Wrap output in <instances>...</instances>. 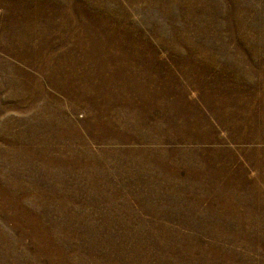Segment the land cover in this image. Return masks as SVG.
Returning <instances> with one entry per match:
<instances>
[{
  "label": "rangeland",
  "instance_id": "1",
  "mask_svg": "<svg viewBox=\"0 0 264 264\" xmlns=\"http://www.w3.org/2000/svg\"><path fill=\"white\" fill-rule=\"evenodd\" d=\"M11 1L22 5L0 0V264H264V145L239 148L219 120L220 97H264V0H63L69 12ZM100 9L142 44L115 43ZM25 20L30 44L15 45ZM221 69L198 104L189 81Z\"/></svg>",
  "mask_w": 264,
  "mask_h": 264
},
{
  "label": "bare ground",
  "instance_id": "2",
  "mask_svg": "<svg viewBox=\"0 0 264 264\" xmlns=\"http://www.w3.org/2000/svg\"><path fill=\"white\" fill-rule=\"evenodd\" d=\"M3 1H6L5 4L3 5H7L10 10L12 12L15 11L16 13V10L18 8H20V6L22 5L21 3H19L18 1L17 2H14V1H11V0H3ZM22 1V0H21ZM29 0H26V2H28ZM74 1V0H73ZM88 1V0H87ZM23 2V1H22ZM24 3V2H23ZM46 3V2H45ZM142 3V2H141ZM144 3V2H143ZM142 3V4H143ZM147 3V2H145ZM144 3V4H145ZM158 3V2H157ZM179 3V2H178ZM159 4V3H158ZM161 4V3H160ZM48 5L51 9H57L56 11L58 12H69L67 10H64L65 8V3L63 0H51L48 2ZM174 5V4H173ZM178 5V4H177ZM6 6V8H7ZM160 6V5H159ZM168 6V4H167ZM171 6V5H170ZM169 6V7H170ZM175 6V5H174ZM25 7V6H23ZM22 7V8H23ZM90 7V6H89ZM96 7V6H95ZM94 7V9H95ZM143 7V6H142ZM147 8V7H146ZM145 8V9H146ZM149 8V6H148ZM147 8V9H148ZM69 9V8H68ZM85 10V9H84ZM90 10V9H89ZM89 10H87V12L89 13ZM93 11V10H92ZM95 11V10H94ZM100 15L103 16L102 20L100 21H104V23L106 22H112L114 23V29H111L112 32L114 34H116L115 36V43H119V41H124L126 42L127 44H135L138 46V44H142V42H139L137 40H134V39H131V38H128V36L125 34H131V30L129 28H126L123 23L118 22L116 23L115 21H113L112 19V16H115V14H112V13H107V10H103V9H100ZM111 11V10H110ZM98 12V11H96ZM167 13V12H166ZM17 14V13H16ZM23 14V13H22ZM55 14V13H54ZM62 14V13H61ZM85 15V14H84ZM94 15V14H93ZM188 15V14H187ZM82 16V15H81ZM49 19V18H48ZM27 22V23H26ZM192 25V24H191ZM28 26V21H22L20 23V26H18L16 23L15 24H12L11 26V29L12 31L9 33V37L12 39L13 43L16 45V44H20L21 46H27L28 44H30V38L28 37V30L29 27L27 28ZM14 28H23L22 31H18L16 32V29ZM56 28L59 30L61 28V26H56ZM72 28V27H71ZM14 29V30H13ZM124 36H122V35ZM30 35V34H29ZM5 36V35H4ZM8 38V37H7ZM118 38V39H117ZM120 39V40H119ZM184 39V38H183ZM11 41V42H12ZM184 40H178V42H182ZM138 44H137V43ZM144 44V43H143ZM175 45V44H174ZM187 45V44H185ZM184 45V47H185ZM189 45V44H188ZM146 43L144 46H142V51L143 49H146ZM187 47V46H186ZM185 47V48H186ZM190 51V50H189ZM248 51V50H247ZM263 51V50H262ZM249 52V51H248ZM260 52V51H259ZM258 52V53H259ZM131 53H132V50H131ZM130 53V54H131ZM211 53V52H210ZM135 54H137L139 57H140V53L138 51H135ZM149 54V52H148ZM261 55V54H260ZM258 54V56H260ZM264 55V54H263ZM123 57L127 58L126 55H122ZM137 57V56H136ZM213 58V57H212ZM209 60V59H208ZM176 65V64H175ZM261 65V64H260ZM139 66H137L136 68H138ZM183 67V66H182ZM263 67V66H262ZM130 68V67H129ZM201 68H205L203 66H201ZM209 68V67H208ZM235 68H238V67H235ZM149 69V68H148ZM182 69V68H181ZM216 69V68H215ZM262 69V68H261ZM216 72L215 73H218L219 76L218 77H211V80L209 81V84L207 85L206 84V81H204L203 79H195V80H191L189 81V86L192 88V89H195L197 90L200 95L198 97H196V100H197V103L199 104L200 102H202L204 105L205 103H207V100H206V96H208L209 92H207L209 89H211V91L215 88L216 86V79H220L223 83H224V77H225V73L223 71V69L220 70H215ZM231 71V70H230ZM137 72V71H136ZM126 73L128 74L129 76V80H131L132 78V71L131 69L126 71ZM139 73V72H138ZM234 73V72H233ZM232 73V75H233ZM227 74V73H226ZM229 74V73H228ZM227 76V75H226ZM230 76V75H229ZM243 75L240 74V76H235L236 78L234 79V81H238V82H241V83H245V77H241ZM140 77V76H139ZM141 78V77H140ZM228 78V77H227ZM264 78V77H263ZM139 79V78H138ZM229 79V78H228ZM140 81H138V83L136 85H139V84H142L144 85L143 81H141V79H139ZM145 80V78H144ZM233 80V79H232ZM118 82H116V85L119 86L120 90L121 91H124L126 92V95H128L129 93L132 92V89L128 86L131 84V82L129 81L128 83L126 81H120V80H116ZM132 81V80H131ZM168 81V80H167ZM247 81V80H246ZM233 82V81H232ZM149 84H153L154 81H149L148 82ZM128 84V85H127ZM146 84V83H145ZM175 84V83H174ZM256 84V83H255ZM262 84V83H261ZM140 86V85H139ZM232 87V86H231ZM142 88H146V86H143ZM154 88V87H153ZM230 88V87H229ZM246 88V87H245ZM264 88V87H262ZM86 89H89L91 90L92 93H94V89L90 88L89 86L86 87ZM150 89V88H149ZM184 89V88H183ZM240 90H243V88H239ZM254 89V88H253ZM207 90V91H206ZM227 90V89H226ZM152 91V90H151ZM205 91V92H204ZM207 92V94H206ZM220 92V91H219ZM260 92V91H259ZM169 93V92H168ZM236 93V92H235ZM242 93V92H241ZM254 94V93H253ZM195 95V94H194ZM176 96V94H175ZM181 96V95H180ZM93 97V103H94V106L98 107V108H104L103 106H101V104L99 103V99L98 97L96 96H92ZM215 97L216 99L218 100V94L216 93L215 94ZM212 98V97H211ZM104 99V98H103ZM160 99V98H159ZM107 100V99H106ZM111 100V99H110ZM113 100V99H112ZM220 100H221V110H220V113L224 115V118L222 117V115L220 116L221 119L219 118V120H222V124H226V126L228 127L229 125V133H230V136L231 138L237 143H235L236 145H239L240 147L239 148H243L244 145H251V146H254L255 148H257L256 150L257 151H261L263 152L262 150V147H260L259 145H264V97L261 98V97H245V96H241V97H229V96H222L220 97ZM175 101V100H174ZM149 102V105H154V102H152L151 100L148 101ZM194 104V103H193ZM192 103H190L189 105L192 107L194 106ZM113 105V104H112ZM163 103L161 102L159 104V106H162ZM165 105V104H164ZM167 105V104H166ZM177 105V104H176ZM179 106V105H178ZM210 106V105H209ZM205 107V106H204ZM219 107V106H218ZM172 109V108H171ZM261 109H263V111H261ZM155 110V109H154ZM158 110V109H156ZM224 110H226L227 112L224 113ZM254 110H257L259 113H257V115L255 116L254 114ZM170 111V109H169ZM162 113V112H161ZM170 113V112H169ZM185 113V112H184ZM214 113V111H213ZM103 114V113H102ZM158 114V113H157ZM176 114V113H175ZM179 114V113H178ZM123 115V114H122ZM163 115V113H162ZM174 115V113H173ZM169 116V119L173 118V116L171 115V113L168 115ZM181 116V115H180ZM189 116V115H188ZM128 117V116H127ZM144 117V116H143ZM102 119V118H101ZM100 119V120H101ZM130 119V118H129ZM129 119L125 118L123 121H126V123L129 121ZM149 119V118H148ZM178 119V118H177ZM144 118L140 119L139 123H144ZM164 120V119H163ZM162 120V122H163ZM135 121V120H134ZM132 122V121H131ZM227 122V123H226ZM124 123V122H122ZM96 124V123H95ZM155 125V124H154ZM159 125V124H158ZM163 126V125H162ZM171 126V125H170ZM159 127V126H158ZM157 127V128H158ZM169 127V126H168ZM161 128V127H160ZM170 128V127H169ZM171 130V129H170ZM185 130V129H184ZM169 131V129H168ZM185 133V132H184ZM194 133V132H193ZM191 135V134H190ZM201 138V137H199ZM213 138V137H212ZM230 138V139H231ZM197 139V138H196ZM131 143V142H130ZM251 146H250V149H251ZM238 151V150H237ZM252 151V150H251ZM250 152V151H249ZM209 159L212 161L213 159H211V153L210 155L208 156ZM209 160V161H210ZM207 161V160H206ZM230 167V166H229ZM220 195V194H219ZM218 195V196H219ZM221 197L222 199L227 202V197H226V194L225 192L223 191V193H221ZM259 252L261 249H257ZM264 250V249H263ZM262 251V250H261Z\"/></svg>",
  "mask_w": 264,
  "mask_h": 264
}]
</instances>
